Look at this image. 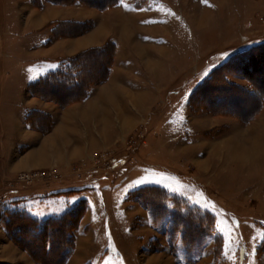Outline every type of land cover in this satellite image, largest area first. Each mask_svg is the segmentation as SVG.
Segmentation results:
<instances>
[{
    "label": "rangeland",
    "instance_id": "1",
    "mask_svg": "<svg viewBox=\"0 0 264 264\" xmlns=\"http://www.w3.org/2000/svg\"><path fill=\"white\" fill-rule=\"evenodd\" d=\"M34 13L50 23H31ZM50 25L70 37L68 52L80 53L81 85L25 93L57 67L52 57L34 60ZM251 59L257 68L247 75ZM30 95L56 108L91 100L105 109L95 124H69L74 138L61 161L24 167L12 139L24 132L19 117L36 101ZM81 109L80 117L90 112ZM31 116L51 137L52 116ZM261 121L264 0H0V264H59L70 235L62 264H264V146L253 150L256 165L229 153L264 142ZM94 127L99 133H88ZM254 128L256 137L242 135ZM78 202L84 212L69 235L56 232L51 243L42 236L48 254L42 238L34 256L19 245L29 230L9 235L7 213L43 222Z\"/></svg>",
    "mask_w": 264,
    "mask_h": 264
},
{
    "label": "crops",
    "instance_id": "2",
    "mask_svg": "<svg viewBox=\"0 0 264 264\" xmlns=\"http://www.w3.org/2000/svg\"><path fill=\"white\" fill-rule=\"evenodd\" d=\"M45 16H46L45 13L44 14L43 13H40V14L39 13H34V17L31 16V18H32L31 23H34L38 27L44 26L45 23L46 24L50 23V20H45V18H44ZM50 26H48L47 28H45L42 31V32L46 31L45 32L46 35L48 33V39H47V41L45 43H43L41 45V46L44 47V49L40 50L39 53L34 56L35 57L34 60H36V61H45V60H48L49 57H52L57 62V67H56V69H57L60 66V64H61V62L63 60H66V59L70 58L71 56L74 55V53L68 52V48H67V45H66L67 42L63 41V40H66L67 38H70V37H67L68 35L66 37L58 36L59 32H62L63 28L61 27V28L56 29V28H54L53 25H50ZM53 28H54V30H53ZM53 32H55L57 35L56 34L54 35ZM54 36H57V37H54ZM60 41H63V42H60ZM53 43L60 44V45H58V49H55V52L50 49V47L52 46ZM61 43H62V45H64V47L61 46ZM36 47H38V46H36ZM55 70H51V71H48V72H46L44 74L39 75L36 78V80L41 78L42 76L47 75L48 73H51V72L55 71ZM34 81H29L27 83V85L25 87V93H26V91L28 92L29 85L32 82H34ZM109 92H111V90ZM29 98L32 99V100L36 99V101L39 100V102L35 101L34 104L28 102L29 105L26 107L25 112H23L20 115V117H19V123L21 125V126L20 125L19 126L24 132L21 134L20 137H18L16 139H12L15 142H17L16 144H15V142L13 143V145L15 147L14 151L18 152L19 154H21V156L26 157L25 161L27 162V164H25L24 167H30L32 165H36L37 164L36 162H38V163L40 162L39 161L40 159H36V158L33 159V162H32L30 160V156L32 154L34 155L35 154L34 152L38 151L42 147L45 138L48 137V135H44V134L38 132L35 128H33L28 123L27 115H28V113H30V111H37V110L44 111L46 113H49L52 116V120H54V123H55L53 130H55V131H54V133L53 132L51 133L52 134L51 138H52V136L54 138V135L56 134V131L58 129H61V132H63V128L60 127L61 123L63 125H65V126L67 124L68 127H69L70 123L74 124L73 120H75V123H81L82 121H87L88 123L90 121H92L94 123L93 117L97 118L98 116H100L102 110L105 109V107H101L100 108L99 106H96L95 102L91 101V100H84L83 102L81 101L79 103H76V107L69 109V108H64L63 106H58L57 108H56V106L53 107L52 104L54 105V101L52 99H48V100H45V101L44 100L40 101V99H42V98H40L39 96L30 95V97H28L26 99V101H28ZM83 107H85V108L86 107H90V112L91 113L90 112H87V113H83L82 112L83 113V115H82L83 118H82V117H80V115L78 113H79L80 110H82L81 108H83ZM70 114H73V116L70 115ZM84 115H85V117H84ZM86 115H87V117H86ZM70 116L72 117V119L69 120V118H71ZM85 118H87V119L85 120ZM261 123H263V122L261 121ZM91 130H92V128L89 129L90 132H88V133H90V134H91V132L99 133V130H97L95 127H94V129L92 131ZM66 133H67V135L65 134V131H64V136H62V135H58L57 136V139H55V143L53 141V143H54L53 146L54 145L55 146L52 147V148L50 147L49 149L45 150V153L43 155L44 158H46L49 161V159L53 156L55 159H56V157L58 159L61 158L60 159V161H61L65 156H67L64 146L67 145V144L70 145L71 142H73L71 140L74 137L71 136L72 134L70 132V127H69V129H68V131ZM51 138L48 137L47 139H51ZM83 139L86 140V137L83 136L77 141H80V140H83ZM260 141H261V139H260ZM260 141L256 140V143L254 144V148L255 149H257V147H259V149H261V147L264 146L263 145L264 142L260 144ZM49 145H50V143H49ZM76 148L79 149V147H75L74 149H76ZM254 148H253V150H254ZM253 150H252V153H253ZM74 151H77V150H73V148H72L71 153H75ZM252 153L250 155H247L246 157H244L245 160H243V162L244 161H249V163H252L250 165L260 164L261 162L255 163V161H254L256 159V157L259 156L258 154L257 155H253L254 157L252 158V161H251L250 158L252 157L251 156ZM45 154H47L46 155L47 157L45 156ZM44 158H42L41 160L44 161ZM9 169H10L9 172H13V173H15L18 170L17 168H12V167H10ZM90 172L91 171H89L88 173H90ZM70 186H71V184L69 185V187ZM12 199H15V198L12 197ZM83 218H84V216H83ZM83 218H82V220L80 222L79 227H81L82 224H83Z\"/></svg>",
    "mask_w": 264,
    "mask_h": 264
},
{
    "label": "trees",
    "instance_id": "3",
    "mask_svg": "<svg viewBox=\"0 0 264 264\" xmlns=\"http://www.w3.org/2000/svg\"><path fill=\"white\" fill-rule=\"evenodd\" d=\"M50 1H53L56 3H58V2L63 3V2L69 1V0H50ZM106 1L107 0H92V3L94 2L95 6H97V5L103 6V5H105ZM111 1L115 2V0H111ZM101 8H103V7H101ZM80 62H81L80 53L73 56V57H70L66 60H63L60 64V66L55 71L48 73L47 75L42 76L41 78L32 82L29 85V91H31V93L34 94V92H36V88H39V87H45V86L51 87L52 86L55 88L60 87L61 89H63V88L69 89V88H75L76 86H80L81 83L77 82L78 76L80 74V69H79ZM64 63H65V65H64ZM242 67H243V71H245L244 73L245 74L247 73V75H250V74H248V72L250 70L252 72H256L257 64H256L254 59H251V62L249 64L247 63ZM35 94L37 95L38 92H36ZM39 96H41V95H39ZM33 112L34 111L28 113V115H27V121L31 126H33V125L31 123L32 121L30 119V116L33 115ZM84 206H85V203L78 202L76 205H74L73 207L66 210L62 216L57 217L56 219L54 218V219H50V220L48 218V219L43 220V222L38 220L36 217L31 216L30 214H22L19 212H10V213L6 214V219H5L6 223L5 224H6V227L10 229L9 235L12 239H14L15 234H17V232H15L16 230L19 232L21 229H24V230L26 229V230H29L31 232V233H29L30 237H31V238L29 237L30 238L28 240L29 242H26L25 245H22V243L21 244L18 243V244L20 246L24 247L28 252H30L34 256L35 255L34 253L36 252L35 247H37V244L35 241L36 240L38 241V238L43 239L44 237H42V236H45L46 237L45 239H47V241L49 240L51 243V240L54 239V235L56 232H60L61 234H64V236L69 235L70 230H72L76 227L74 217H76V215L78 216L79 214L81 215V213L84 212V208H85ZM70 219L74 220V221H72V223H70L69 222ZM191 222L200 223L199 225H201L202 221L200 222V218L195 215V217H193ZM69 237H70V242L68 240L66 241L65 239L62 240L63 245H64L62 247L67 246V250H66V252L63 251L62 254L64 257L62 259H59L60 260L59 264H62L67 259L68 254L71 252V250L73 248V237L71 235ZM67 239H68V237H67ZM42 245L44 247V251L46 254H48V250H49V252L53 250L51 248L52 246L51 247L46 246L45 240L42 243ZM39 261H41V260L39 259ZM39 261H37V262H39ZM53 261H54V258L49 257L48 259H45V262H41V263L42 264H44V263L45 264L46 263L52 264Z\"/></svg>",
    "mask_w": 264,
    "mask_h": 264
},
{
    "label": "bare ground",
    "instance_id": "4",
    "mask_svg": "<svg viewBox=\"0 0 264 264\" xmlns=\"http://www.w3.org/2000/svg\"><path fill=\"white\" fill-rule=\"evenodd\" d=\"M256 128H254L253 130L252 129H250V130H245L244 132H242V135H246V136H248L250 139H251V137L252 136H255L254 135V130H255ZM252 130V133L250 132ZM61 129H58L57 131H56V134L54 135V138H53V136H52V138L51 139H45L44 140V143H43V145H42V147L38 150V151H36V152H34L35 154L33 155H31L30 156V160L33 162V159H40L39 161H42L41 159L42 158H44L43 157V155H44V153H45V150L46 149H49L50 147L52 148V147H54L53 146V144L55 143V139H57V136L58 135H61ZM256 137V136H255ZM258 140H260V139H258ZM53 141H54V143H53ZM234 141V140H233ZM232 141V142H233ZM246 141V140H245ZM249 141V140H248ZM248 141L247 142H244V143H238L237 144V149H232V150H230L229 149V153H231L232 155H233V157H236L237 159H240V161L243 159V157H246L247 155H250L251 153H252V150H253V148H254V144L256 143V139L254 140V142H253V144L250 146V144L248 143ZM62 142V141H61ZM49 143H50V145H49ZM263 143V142H262ZM49 145V146H48ZM255 149V148H254ZM233 152V153H232ZM47 154H45V156H46ZM47 157V156H46ZM231 158V157H230ZM252 158V157H251ZM37 161V160H36ZM249 162V161H248ZM36 163H38V162H36ZM244 163H245V161H244ZM30 165V164H29Z\"/></svg>",
    "mask_w": 264,
    "mask_h": 264
},
{
    "label": "built area",
    "instance_id": "5",
    "mask_svg": "<svg viewBox=\"0 0 264 264\" xmlns=\"http://www.w3.org/2000/svg\"><path fill=\"white\" fill-rule=\"evenodd\" d=\"M27 177H29V174H22L21 175V178H27Z\"/></svg>",
    "mask_w": 264,
    "mask_h": 264
},
{
    "label": "snow or ice",
    "instance_id": "6",
    "mask_svg": "<svg viewBox=\"0 0 264 264\" xmlns=\"http://www.w3.org/2000/svg\"><path fill=\"white\" fill-rule=\"evenodd\" d=\"M53 67H55V66H53ZM70 203V202H69Z\"/></svg>",
    "mask_w": 264,
    "mask_h": 264
}]
</instances>
